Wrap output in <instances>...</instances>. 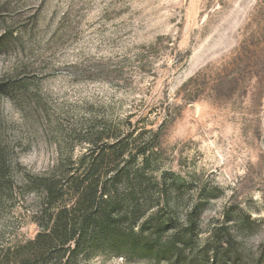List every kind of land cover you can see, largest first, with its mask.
I'll list each match as a JSON object with an SVG mask.
<instances>
[{
	"label": "rangeland",
	"instance_id": "rangeland-1",
	"mask_svg": "<svg viewBox=\"0 0 264 264\" xmlns=\"http://www.w3.org/2000/svg\"><path fill=\"white\" fill-rule=\"evenodd\" d=\"M120 141L149 152L121 164L149 201L134 231L155 217L183 256L74 264L264 259L236 239L264 231V0H0V264L38 233L30 180Z\"/></svg>",
	"mask_w": 264,
	"mask_h": 264
},
{
	"label": "trees",
	"instance_id": "trees-1",
	"mask_svg": "<svg viewBox=\"0 0 264 264\" xmlns=\"http://www.w3.org/2000/svg\"><path fill=\"white\" fill-rule=\"evenodd\" d=\"M132 151L123 141L108 149L92 146L76 168L71 167L62 176L53 172L31 179L30 185L40 193L38 207L31 217L38 233L14 248L9 263L74 264L79 255L97 250L118 256L141 255L147 250L174 260L182 257L183 249L176 243L158 244L167 225L155 217L141 223L138 234L134 231L138 217L134 218L138 211L140 215L147 209L149 201L139 205L137 197L141 190L132 187L129 176L121 177V164L142 158V168L134 171L139 177L147 167L149 152L147 146ZM217 246L223 249L220 243ZM218 250L213 248V256L206 264H227L218 259ZM252 264H264V259Z\"/></svg>",
	"mask_w": 264,
	"mask_h": 264
},
{
	"label": "clouds",
	"instance_id": "clouds-1",
	"mask_svg": "<svg viewBox=\"0 0 264 264\" xmlns=\"http://www.w3.org/2000/svg\"><path fill=\"white\" fill-rule=\"evenodd\" d=\"M20 163L33 175H40L44 169L34 167V157L26 155L21 158ZM237 242H243L245 248L257 251L264 244V231L252 232L247 236H239Z\"/></svg>",
	"mask_w": 264,
	"mask_h": 264
}]
</instances>
